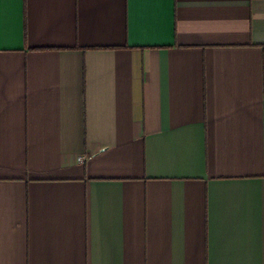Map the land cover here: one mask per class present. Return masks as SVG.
<instances>
[{"label": "crops", "instance_id": "crops-1", "mask_svg": "<svg viewBox=\"0 0 264 264\" xmlns=\"http://www.w3.org/2000/svg\"><path fill=\"white\" fill-rule=\"evenodd\" d=\"M0 264H264V0H0Z\"/></svg>", "mask_w": 264, "mask_h": 264}, {"label": "built area", "instance_id": "built-area-1", "mask_svg": "<svg viewBox=\"0 0 264 264\" xmlns=\"http://www.w3.org/2000/svg\"><path fill=\"white\" fill-rule=\"evenodd\" d=\"M80 161H82V158H79Z\"/></svg>", "mask_w": 264, "mask_h": 264}]
</instances>
